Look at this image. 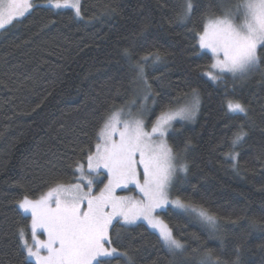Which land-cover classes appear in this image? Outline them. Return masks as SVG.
Here are the masks:
<instances>
[{
  "label": "trees",
  "instance_id": "obj_1",
  "mask_svg": "<svg viewBox=\"0 0 264 264\" xmlns=\"http://www.w3.org/2000/svg\"><path fill=\"white\" fill-rule=\"evenodd\" d=\"M235 3L193 0L196 11L183 23L175 19L178 0H81V17L36 3L0 30V264H35L18 238L31 219L19 202L57 181L75 182L74 164L96 143L101 118L143 101L132 65L144 57L156 94L150 122L171 99L199 92L195 116L175 122L168 135L174 151L186 148L180 155L188 163L172 191L207 208L217 227L169 206L161 215L187 245L182 256L169 254L143 222H114L113 246L127 250L132 264H199L205 251L221 264H264V62L247 79L226 74L212 82L204 75L212 53L197 39L204 23ZM228 100L245 105L247 116L229 112ZM241 126L248 135L234 149L233 168L226 157Z\"/></svg>",
  "mask_w": 264,
  "mask_h": 264
},
{
  "label": "snow or ice",
  "instance_id": "obj_2",
  "mask_svg": "<svg viewBox=\"0 0 264 264\" xmlns=\"http://www.w3.org/2000/svg\"><path fill=\"white\" fill-rule=\"evenodd\" d=\"M47 3L56 9L71 8L75 17H81V0H47ZM36 6L32 0H0V30H6ZM177 8L175 19L181 23L189 21L196 11L193 0H178ZM197 39L201 49L212 53L210 70L204 73L210 81H220L226 74H231L233 79H247L264 62V0H237L224 10L223 16L204 23ZM160 59L159 53L152 56L153 62ZM147 60L144 57L132 65L134 83L142 85L140 99L144 101L138 113L134 115L127 108L103 116L95 133L96 143L82 149L83 162L74 164L75 182L57 181L39 199L25 196L19 202V207L31 214L28 235L24 228L18 229L26 261L34 260L35 264H121V261L132 264L127 250L113 246L110 233L114 221L123 222V226L143 222L154 231L169 254L182 256L187 245L177 238L176 225H170L157 215L158 211L167 212L169 206L216 229V216L203 205L168 197L173 177L177 172L187 173L188 163L180 155L186 148L174 151L167 137L174 121L191 120L195 116L200 105L199 92L192 89L189 94L171 99L151 122V127H146L142 117L149 112L148 102L156 104V94L151 91L143 66ZM225 107L231 113L247 116L248 109L239 101L228 100ZM247 135L241 126L231 141L233 151L226 158L233 168L238 167L240 155L234 149ZM101 175L104 179H97ZM94 184H103V187L95 190ZM130 185L137 190L138 196L117 194L118 190L128 189ZM38 229L46 232V240L37 239ZM29 235L34 241L32 244ZM199 264L221 262L213 259L211 251H205L200 255Z\"/></svg>",
  "mask_w": 264,
  "mask_h": 264
},
{
  "label": "rangeland",
  "instance_id": "obj_3",
  "mask_svg": "<svg viewBox=\"0 0 264 264\" xmlns=\"http://www.w3.org/2000/svg\"><path fill=\"white\" fill-rule=\"evenodd\" d=\"M32 3H33V4H36V3H39V4H40V3H43V4H47V5H48L47 0H32ZM221 16H223V15H219V16H217V17H221ZM214 18H215V17H214ZM211 19H212V18H211ZM202 50H206V51H209V52H210V50H208V49H202ZM210 53H211V52H210ZM142 104H144V101H142V102H136L135 104H131V105L127 106V107L124 108V109L130 108V110H131V111L133 112V114L135 115V114L138 113L139 108H140V106H141ZM142 118L145 120L146 127L150 128V127H151V122L148 120V114L144 115ZM177 121H180V120L177 119L176 121H174V122H173V125H174V123L177 122ZM167 142H168V144L170 145V143H169V141H168V137H167ZM170 146H171V145H170ZM178 162H179V161H178ZM179 174H182V173L177 172L176 175L173 177L172 185H171V187H170V189H169V193H168V197H169V199H176V198L178 197V196L174 195V193H173V191H172V186H173V183H174L175 179L178 177ZM97 179H99V180H103V179H104V176L101 175V176L98 177ZM104 182L106 183V180H105ZM100 187H103V184H94V189H95V190H98ZM47 191H48V190H47ZM47 191H46V192H47ZM46 192H44L43 194H45ZM43 194H41V195H43ZM117 194H118V195H133V196H138V192H137V190L134 188V186H131V185L129 186L128 189H120V190H118V191H117ZM41 195H39V196H37V197L29 198V199H31V200H36V199H39V197H40ZM181 200H182V199H181ZM24 213H25V212H24ZM25 214H28V215L31 216L30 213H25ZM157 215H159L162 219H164L163 216L161 215V211H158ZM164 220H165V219H164ZM165 221H166V220H165ZM114 222H115V221H114ZM166 222H167V221H166ZM30 224H31V219H30ZM29 226H30V225H29ZM25 233H26V235H28L29 232H25ZM28 238H29V243H30V244L34 243V241L31 239V236H30V235L28 236ZM37 239H39V240H46V239H47V234H46V232H45L43 229H38V230H37ZM33 261H34V260H33ZM34 262H35V261H34Z\"/></svg>",
  "mask_w": 264,
  "mask_h": 264
}]
</instances>
